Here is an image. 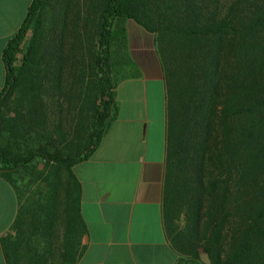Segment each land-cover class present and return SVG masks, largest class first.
<instances>
[{
	"label": "trees",
	"instance_id": "obj_1",
	"mask_svg": "<svg viewBox=\"0 0 264 264\" xmlns=\"http://www.w3.org/2000/svg\"><path fill=\"white\" fill-rule=\"evenodd\" d=\"M126 20L152 34L162 70L175 264H264V0H31L2 52L0 177L19 201L6 264H77L73 167L117 116Z\"/></svg>",
	"mask_w": 264,
	"mask_h": 264
},
{
	"label": "crops",
	"instance_id": "obj_2",
	"mask_svg": "<svg viewBox=\"0 0 264 264\" xmlns=\"http://www.w3.org/2000/svg\"><path fill=\"white\" fill-rule=\"evenodd\" d=\"M30 2L0 0V92L5 82L2 52L21 26ZM143 32L144 44L128 43L137 70L116 86V118L91 156L73 167L87 228L77 264L177 261L162 223L165 87L153 36ZM18 207L15 190L0 177V264H6L1 240L13 235Z\"/></svg>",
	"mask_w": 264,
	"mask_h": 264
},
{
	"label": "rangeland",
	"instance_id": "obj_3",
	"mask_svg": "<svg viewBox=\"0 0 264 264\" xmlns=\"http://www.w3.org/2000/svg\"><path fill=\"white\" fill-rule=\"evenodd\" d=\"M141 30L144 31V29H142V27L140 25H138L136 22H134L133 20H126L125 21V34H126V39H127V44L131 43L132 45L138 44V43H145L146 42V35L144 33L141 32ZM147 34V32H146ZM127 56L128 59L131 58L129 50H127ZM136 63V62H135ZM131 68L128 70L126 69L125 71V75H127V73H133L135 72L136 67L133 65V63L131 62ZM130 71V72H129Z\"/></svg>",
	"mask_w": 264,
	"mask_h": 264
},
{
	"label": "water",
	"instance_id": "obj_4",
	"mask_svg": "<svg viewBox=\"0 0 264 264\" xmlns=\"http://www.w3.org/2000/svg\"><path fill=\"white\" fill-rule=\"evenodd\" d=\"M200 260L206 264H210V258L208 257L206 252H200L199 253Z\"/></svg>",
	"mask_w": 264,
	"mask_h": 264
}]
</instances>
